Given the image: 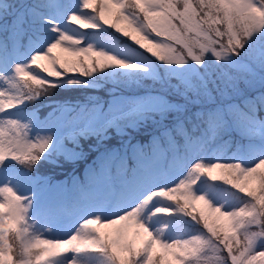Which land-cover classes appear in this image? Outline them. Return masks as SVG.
Instances as JSON below:
<instances>
[{"label": "snow or ice", "instance_id": "1", "mask_svg": "<svg viewBox=\"0 0 264 264\" xmlns=\"http://www.w3.org/2000/svg\"><path fill=\"white\" fill-rule=\"evenodd\" d=\"M0 264H264V0H0Z\"/></svg>", "mask_w": 264, "mask_h": 264}, {"label": "trees", "instance_id": "2", "mask_svg": "<svg viewBox=\"0 0 264 264\" xmlns=\"http://www.w3.org/2000/svg\"><path fill=\"white\" fill-rule=\"evenodd\" d=\"M7 2V0H5ZM93 31V30H89ZM109 32H111L116 39L120 43H129L131 45L130 41H127L126 38L122 37L120 34L115 33L113 29H108ZM24 43H27V40H24ZM135 47L134 45H131ZM147 86H151V81L145 82ZM110 85H105L104 87L98 89V90H92V89H58L55 90L53 94L47 96L44 98L45 104L40 110L41 118H43L44 115L47 114L48 111L51 109L48 108L47 103L51 101L55 102H83L88 97H100L102 100H109L110 96L108 94V88ZM156 87H159V85H156ZM32 105L29 104V108H31ZM137 140H140L143 143H147V133L143 132L140 135L136 137ZM225 141H228L227 145L225 146V153L227 156H231L233 152L236 151V141L239 140V137H224ZM135 143V141H133ZM82 143L85 144V151L87 152V143L88 141H82ZM113 144L116 143L115 140L112 141ZM243 143H247V141H243ZM68 147H72L71 144L68 145ZM95 153H92L91 155L87 156L86 160H81L78 162H68L65 161L62 157L59 159V164L56 163H42L39 167V174L42 176L47 177L53 184L56 183H67L69 186H71V178L73 175H75L80 180H83L86 175V169L89 168L95 159ZM21 169H23V166L18 165ZM35 174V173H33ZM211 183V182H210ZM218 183V182H217ZM221 187H227L221 184ZM9 243L12 245L13 248V258H15L18 247H19V241L14 238V236H11L9 238Z\"/></svg>", "mask_w": 264, "mask_h": 264}]
</instances>
